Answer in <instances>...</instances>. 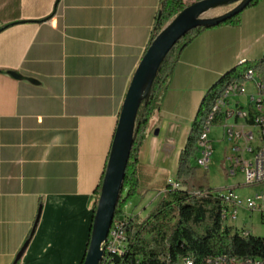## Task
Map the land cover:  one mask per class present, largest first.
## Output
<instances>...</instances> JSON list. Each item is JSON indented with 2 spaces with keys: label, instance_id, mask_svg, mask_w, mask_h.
Instances as JSON below:
<instances>
[{
  "label": "crops",
  "instance_id": "crops-1",
  "mask_svg": "<svg viewBox=\"0 0 264 264\" xmlns=\"http://www.w3.org/2000/svg\"><path fill=\"white\" fill-rule=\"evenodd\" d=\"M158 6L159 0H0V264L81 262L119 112ZM244 11L239 24L204 29L179 52L138 154L144 194L126 204L125 218L142 220L176 182L206 92L241 59L263 58L264 0ZM244 88L229 108L250 109L253 83ZM227 126L251 125L222 115L213 123L212 148L224 143L231 170Z\"/></svg>",
  "mask_w": 264,
  "mask_h": 264
},
{
  "label": "trees",
  "instance_id": "trees-1",
  "mask_svg": "<svg viewBox=\"0 0 264 264\" xmlns=\"http://www.w3.org/2000/svg\"><path fill=\"white\" fill-rule=\"evenodd\" d=\"M186 1L159 0L148 45L162 27L187 5ZM257 1L252 0L247 7L254 5ZM239 23L240 13L220 25ZM204 29L207 28L192 29L170 49L158 68L147 97L139 106L133 143L114 211L115 216L123 215L124 208L130 199L142 197L144 194L140 188L137 166L139 150L146 136L149 120L157 108L159 97L167 85L179 52ZM248 68L244 71H238L237 67L231 69L206 92L191 125L186 145L179 156L176 174L179 188L167 187L152 211L140 222L134 219L127 220L126 252L122 256H114L112 264H163L166 261L169 264H180L184 257L190 264H206L205 260L208 258L221 259L222 264H237L235 261L245 263L247 260L249 264H264V236L244 234L242 229L227 225L222 218L221 200L214 195L217 190L194 185L197 170L192 164L197 151L196 143L201 126L216 98L226 91L230 83L242 82L243 74ZM252 68L263 70V59ZM101 182L97 187V195ZM195 191L205 192V195H195ZM95 207L96 203L92 218ZM84 256L79 264H82Z\"/></svg>",
  "mask_w": 264,
  "mask_h": 264
},
{
  "label": "water",
  "instance_id": "water-1",
  "mask_svg": "<svg viewBox=\"0 0 264 264\" xmlns=\"http://www.w3.org/2000/svg\"><path fill=\"white\" fill-rule=\"evenodd\" d=\"M252 0H198L186 5L156 34L146 48L133 75L119 112L100 191L96 199L88 245L82 264H99L105 241L123 184L124 172L133 143L139 106L147 97L158 68L170 49L189 31L197 27L212 28L241 13ZM235 4L214 16L218 7ZM23 250V249H22ZM21 250V252H22Z\"/></svg>",
  "mask_w": 264,
  "mask_h": 264
},
{
  "label": "built area",
  "instance_id": "built-area-1",
  "mask_svg": "<svg viewBox=\"0 0 264 264\" xmlns=\"http://www.w3.org/2000/svg\"><path fill=\"white\" fill-rule=\"evenodd\" d=\"M264 67V55H263ZM245 60V59H241ZM253 83V93L249 97V110L229 108L228 100L231 96L245 93V83ZM222 115L226 118L238 117L249 122L251 129L235 130L232 126L226 127V135L232 141V154L227 157L231 163L230 173L240 170L243 173L245 185H256L264 183V68L256 70L252 75H244L242 82H232L221 97L216 98L214 108H211L210 116L204 122V130L200 132L196 147L197 151L193 157L194 163L202 168H207L212 154V145L209 133L216 117ZM168 187L179 188L177 182H172ZM195 195L203 196L205 192L195 191ZM221 200L222 218L234 220L238 209L257 211L260 213L261 223H264V192L257 193L254 197H241L233 189L226 192L214 193ZM127 218L115 216L112 219V227L108 233V245L103 253L99 264H112L114 256H122L126 252L128 239L125 231ZM139 222L141 220H138ZM242 229V228H241ZM244 234L251 233L249 229L243 228ZM237 264H249V260L235 261ZM206 264H222L221 259H206ZM14 264H21L18 260ZM163 264H169L168 261ZM180 264H186V257L182 258Z\"/></svg>",
  "mask_w": 264,
  "mask_h": 264
},
{
  "label": "rangeland",
  "instance_id": "rangeland-1",
  "mask_svg": "<svg viewBox=\"0 0 264 264\" xmlns=\"http://www.w3.org/2000/svg\"><path fill=\"white\" fill-rule=\"evenodd\" d=\"M192 2V0H187L186 4L188 5ZM234 5L235 4H231L215 8L211 10L208 15L214 16L222 14L231 9ZM244 10L240 13L241 18H244L248 13ZM261 26L262 31L259 35L261 37L262 44H264V20H262ZM257 62L258 61L256 60V58L248 59L246 63L238 64L237 70L244 71L247 67H249L248 69H253L252 67L256 65ZM225 149L226 147L224 146V143H221L212 150L210 163L207 168H202L195 165L194 160L192 159V164L197 170V175L194 178V185L209 187L217 190V192L222 193L228 191L229 189H233L241 197H254L255 194L264 192V183L256 185H245L243 173L240 170L235 171L234 174H231L229 172V169L226 168ZM134 198L130 199L129 202ZM132 205L134 206L136 205V203H133ZM133 206L130 207L131 210L135 208ZM154 206L143 211H146V215L144 217H146L152 211ZM139 210L140 208L138 207L137 209H135V212H138ZM225 223L231 227L249 229L253 235L262 237L264 236V223H261L260 213L257 211L238 209L236 219H227Z\"/></svg>",
  "mask_w": 264,
  "mask_h": 264
},
{
  "label": "bare ground",
  "instance_id": "bare-ground-1",
  "mask_svg": "<svg viewBox=\"0 0 264 264\" xmlns=\"http://www.w3.org/2000/svg\"><path fill=\"white\" fill-rule=\"evenodd\" d=\"M246 62L247 61H245V60H241L238 64H243V63H246ZM252 73H256V70H254V69H247L246 72L243 74V79H244V75H252ZM227 88H229V86ZM211 108H214V105ZM210 111H211V109H210ZM210 111L208 112L206 118L204 119V122H206L207 119H208V116H210ZM204 122H203V124L201 126V132H203V130H204ZM198 138H200V134H199ZM198 138H197V140H198ZM110 227H112V222H111ZM108 233H110V228L108 230ZM106 245H108V234H107V237H106L105 241L102 244L103 252H106ZM186 264H190V262L189 261H186Z\"/></svg>",
  "mask_w": 264,
  "mask_h": 264
}]
</instances>
